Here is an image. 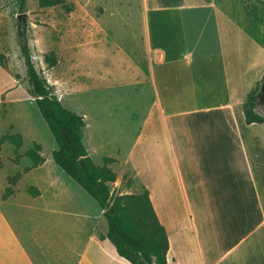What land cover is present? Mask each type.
I'll use <instances>...</instances> for the list:
<instances>
[{"label":"crops","instance_id":"crops-1","mask_svg":"<svg viewBox=\"0 0 264 264\" xmlns=\"http://www.w3.org/2000/svg\"><path fill=\"white\" fill-rule=\"evenodd\" d=\"M258 5L142 0L127 75L128 86L143 90L149 104L124 159L116 151L102 164L105 157L115 159L112 170L128 164L148 191L168 237L166 264H264V123H246L243 111L247 95L264 79V13ZM138 119L133 112L129 121ZM1 161L0 264H131L100 238L107 232L103 210L71 187L64 191L67 182L20 185L31 174L21 173L4 198L10 175ZM63 197L82 208H59ZM29 201L38 202L45 221L24 214ZM18 226L51 258L33 255Z\"/></svg>","mask_w":264,"mask_h":264},{"label":"rangeland","instance_id":"rangeland-1","mask_svg":"<svg viewBox=\"0 0 264 264\" xmlns=\"http://www.w3.org/2000/svg\"><path fill=\"white\" fill-rule=\"evenodd\" d=\"M257 1L264 13V0ZM141 9L142 0H66L63 5L50 7H40L38 0H27L26 15L19 19L23 13L18 11L16 0H0V89L7 87L5 93H0V134L21 135L20 147L6 141L0 155L6 174L31 173L23 177L20 185H41L42 180L67 182L64 191L71 187L88 199L93 208L98 207L52 159L57 145L35 106L19 43L27 42L37 71L63 106L77 114L84 111L87 127L83 130V142L94 163L101 165L104 155L116 151H120L123 160L139 133L149 104V97L140 94L143 90L137 93L136 88L128 86L127 75V57L132 56V47L137 43L132 33L138 30ZM136 47L143 66L142 45ZM51 52L56 58L53 67L44 62ZM133 112L139 119L130 122ZM96 141L103 145L95 148ZM35 143L41 146L39 154L44 162L33 167L25 152ZM113 170L117 176L109 187L114 195L142 191L128 164L118 163ZM63 198L59 208L78 210L83 206ZM37 203L27 202L25 208L29 213L24 214L42 221L46 215L36 211ZM17 231L33 255L43 261L51 258L29 241L24 229L18 226ZM34 234L40 238L41 232Z\"/></svg>","mask_w":264,"mask_h":264},{"label":"trees","instance_id":"trees-1","mask_svg":"<svg viewBox=\"0 0 264 264\" xmlns=\"http://www.w3.org/2000/svg\"><path fill=\"white\" fill-rule=\"evenodd\" d=\"M66 0H38L40 7L63 5ZM20 13L26 11L27 0H16ZM20 55L23 59L29 88L38 108L55 142L52 152L54 163L103 210L107 221V232L100 238L108 239L116 252L131 264H166L169 248L168 237L163 225L159 222L149 199L148 191L113 194L109 183L116 180V172L109 166L115 161L105 157L102 165H96L89 156L84 145L83 116L63 106L60 99L37 71L29 45L25 41L19 43ZM44 62L53 67L56 64L54 53L44 57ZM261 85V84H260ZM258 85L251 91L243 104L246 123H264V97ZM10 141L16 148L21 145L20 134L6 133L0 136V150L4 142ZM41 146L37 143L25 152V155L36 167L44 162L39 154ZM2 161L0 158V167ZM26 171L29 168L25 169ZM21 177V172L8 176L10 186L5 189L3 197L12 193L14 185ZM28 193L38 195L34 186L27 187Z\"/></svg>","mask_w":264,"mask_h":264},{"label":"water","instance_id":"water-1","mask_svg":"<svg viewBox=\"0 0 264 264\" xmlns=\"http://www.w3.org/2000/svg\"><path fill=\"white\" fill-rule=\"evenodd\" d=\"M22 15H26V13L19 14V19L21 18ZM260 91H261L262 96L264 97V79L260 85Z\"/></svg>","mask_w":264,"mask_h":264}]
</instances>
